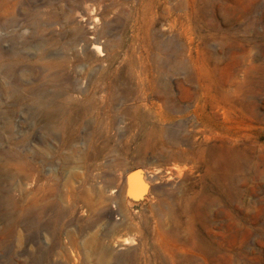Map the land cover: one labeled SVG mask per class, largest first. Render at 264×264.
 <instances>
[{
    "label": "rangeland",
    "instance_id": "rangeland-1",
    "mask_svg": "<svg viewBox=\"0 0 264 264\" xmlns=\"http://www.w3.org/2000/svg\"><path fill=\"white\" fill-rule=\"evenodd\" d=\"M0 264H264V0H0Z\"/></svg>",
    "mask_w": 264,
    "mask_h": 264
},
{
    "label": "bare ground",
    "instance_id": "bare-ground-1",
    "mask_svg": "<svg viewBox=\"0 0 264 264\" xmlns=\"http://www.w3.org/2000/svg\"><path fill=\"white\" fill-rule=\"evenodd\" d=\"M91 49L92 50H94L95 52H96V55L99 57V61H103V59L101 58L103 55H100L99 53H98V51H96V49L92 46L91 47ZM104 58V57H103ZM178 168V167H177ZM173 169H175V168H173ZM173 169H168L169 170V173H171L172 172V170ZM176 171V170H175ZM175 173V172H174ZM172 174H173V172H172ZM139 179V178H138ZM139 180H141L140 182H139ZM138 180V188H140V190L141 189H145V184H151L152 182H154L155 180H156V177H155V174L153 173V172H143V173H141V175H140V179ZM145 183V184H144ZM140 185V186H139ZM135 186V185H134ZM130 188V187H129ZM146 188H148V187H146ZM135 189V188H134ZM133 189V190H134ZM148 190V189H147ZM132 191V190H131ZM139 189L136 191V193L138 194L139 192ZM146 191V190H145ZM143 192V191H142ZM133 193V192H132ZM132 193H130V194H132ZM134 194V193H133ZM132 194V195H133ZM146 194V193H145ZM144 194V192H143V194L142 195H145ZM139 195V194H138ZM141 195V196H142ZM133 197V196H132ZM143 199H145L144 198V196H143ZM15 221V220H14ZM120 246H122V243L120 242V241H116L115 242V245L113 246V247H116V249L118 248V247H120Z\"/></svg>",
    "mask_w": 264,
    "mask_h": 264
},
{
    "label": "water",
    "instance_id": "water-1",
    "mask_svg": "<svg viewBox=\"0 0 264 264\" xmlns=\"http://www.w3.org/2000/svg\"><path fill=\"white\" fill-rule=\"evenodd\" d=\"M140 173H141L140 170H134V171L130 172L128 175H131V176H133V175L139 176ZM128 175H127V176H128ZM126 179H127V177H126ZM126 181H127V187L129 188V182H128V180H126ZM130 187H131V186H130ZM130 189H131V188H130Z\"/></svg>",
    "mask_w": 264,
    "mask_h": 264
}]
</instances>
